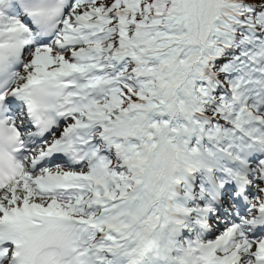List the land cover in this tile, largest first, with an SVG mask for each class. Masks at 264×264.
Segmentation results:
<instances>
[{
  "label": "snow or ice",
  "instance_id": "6c2138e0",
  "mask_svg": "<svg viewBox=\"0 0 264 264\" xmlns=\"http://www.w3.org/2000/svg\"><path fill=\"white\" fill-rule=\"evenodd\" d=\"M0 264H264V0H0Z\"/></svg>",
  "mask_w": 264,
  "mask_h": 264
}]
</instances>
